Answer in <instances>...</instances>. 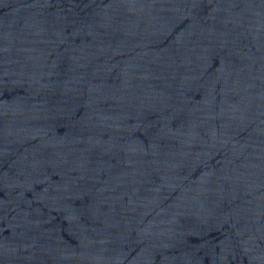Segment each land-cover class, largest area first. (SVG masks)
<instances>
[{"label": "water", "instance_id": "95a60500", "mask_svg": "<svg viewBox=\"0 0 264 264\" xmlns=\"http://www.w3.org/2000/svg\"><path fill=\"white\" fill-rule=\"evenodd\" d=\"M264 264V0H0V264Z\"/></svg>", "mask_w": 264, "mask_h": 264}]
</instances>
